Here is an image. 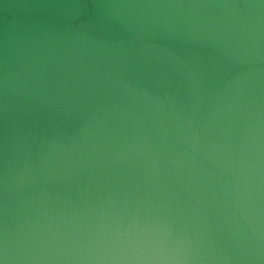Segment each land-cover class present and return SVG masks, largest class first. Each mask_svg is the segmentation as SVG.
<instances>
[{
  "label": "water",
  "instance_id": "95a60500",
  "mask_svg": "<svg viewBox=\"0 0 264 264\" xmlns=\"http://www.w3.org/2000/svg\"><path fill=\"white\" fill-rule=\"evenodd\" d=\"M0 264H264V0H0Z\"/></svg>",
  "mask_w": 264,
  "mask_h": 264
}]
</instances>
